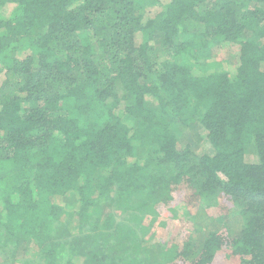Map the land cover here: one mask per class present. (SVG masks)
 <instances>
[{"label": "trees", "instance_id": "trees-1", "mask_svg": "<svg viewBox=\"0 0 264 264\" xmlns=\"http://www.w3.org/2000/svg\"><path fill=\"white\" fill-rule=\"evenodd\" d=\"M226 249L264 264V0H0V264Z\"/></svg>", "mask_w": 264, "mask_h": 264}, {"label": "rangeland", "instance_id": "rangeland-1", "mask_svg": "<svg viewBox=\"0 0 264 264\" xmlns=\"http://www.w3.org/2000/svg\"><path fill=\"white\" fill-rule=\"evenodd\" d=\"M221 57L222 59H227L230 57V61L234 59L235 56V49H233L231 46H224L221 48ZM228 61V62H230ZM227 62V61H224ZM213 70V69H212ZM120 97L122 98V92H119ZM186 129H183V131H178L179 133L181 132V136H178L181 141H183L184 144L192 143L196 140V129L195 130H190L189 132L185 131ZM177 132V131H176ZM178 133V134H179ZM179 194V193H178ZM67 206H72L71 203H69ZM196 209V210H194ZM193 209V216L192 219L188 220L187 227L183 228L184 222H179L181 225L178 224V227L173 225L171 228L174 230H170L168 228L167 230L163 231L161 230L159 233V236L162 237L163 235L168 238V240H171L174 236V231L179 230V232L182 229V232L187 235H193V247L198 245L201 241H203L206 236L210 232H212V225L215 223L213 221L214 215L213 213L204 208H194ZM228 221H230V230H231V235L235 236L239 231H240V224L241 221L239 219V216L235 209H230L228 213ZM158 227V226H157ZM160 228L157 230V238H158V231ZM59 231H62V229H59ZM175 238V237H174ZM19 264H22L19 262ZM213 264H238V260L233 256L232 250L226 249L224 250L219 257L215 259Z\"/></svg>", "mask_w": 264, "mask_h": 264}]
</instances>
